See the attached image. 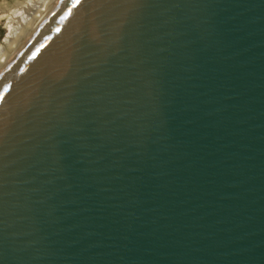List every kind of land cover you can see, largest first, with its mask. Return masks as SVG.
<instances>
[{"label":"water","instance_id":"95a60500","mask_svg":"<svg viewBox=\"0 0 264 264\" xmlns=\"http://www.w3.org/2000/svg\"><path fill=\"white\" fill-rule=\"evenodd\" d=\"M0 264H264V0H60L0 72Z\"/></svg>","mask_w":264,"mask_h":264},{"label":"bare ground","instance_id":"6f19581e","mask_svg":"<svg viewBox=\"0 0 264 264\" xmlns=\"http://www.w3.org/2000/svg\"><path fill=\"white\" fill-rule=\"evenodd\" d=\"M59 1L0 0V28L6 30V36L0 42V72Z\"/></svg>","mask_w":264,"mask_h":264},{"label":"rangeland","instance_id":"374dc122","mask_svg":"<svg viewBox=\"0 0 264 264\" xmlns=\"http://www.w3.org/2000/svg\"><path fill=\"white\" fill-rule=\"evenodd\" d=\"M3 27L0 28V42H2L6 36V30H2Z\"/></svg>","mask_w":264,"mask_h":264}]
</instances>
